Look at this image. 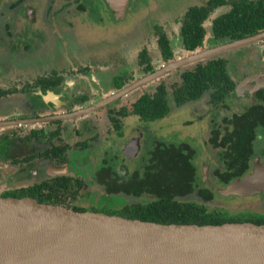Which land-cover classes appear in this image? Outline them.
Returning <instances> with one entry per match:
<instances>
[{
    "label": "rangeland",
    "instance_id": "1",
    "mask_svg": "<svg viewBox=\"0 0 264 264\" xmlns=\"http://www.w3.org/2000/svg\"><path fill=\"white\" fill-rule=\"evenodd\" d=\"M16 1L0 0V82L1 80L10 79L5 81L8 84L7 86L10 87L3 89L8 96L5 102L0 101V113L4 112V106L6 108L11 106L6 116L1 119H16L14 117H21L27 112H29V115H33L31 111L34 112L38 109L39 104L42 102V98L39 97L44 96V92H36L28 98L29 94L25 93L27 90L26 87H22V84L31 80H39L41 77L38 76L44 75L45 72L61 71L72 66V64H81L91 66L97 77L101 75L98 79L103 76L106 79V74L112 77L126 75L130 70V65L135 64V58L143 50L149 59V63L151 60L154 70L165 63L192 54L193 52L182 51L180 47L177 36L178 22L188 8L202 6L208 0H136L138 1L137 8L134 9L132 14L126 16L127 19L124 18L125 21L118 24L114 21L108 23L98 19H105L106 14L103 5L95 0H25L21 4H17L15 8L10 7ZM62 9L63 13L56 14L57 10L61 11ZM222 9L223 12L226 11V8ZM222 11L216 9L212 17L219 15ZM43 16L45 19H43ZM209 23V20L206 21L204 26L207 27ZM159 28L167 37L173 53V59L165 63H162L159 59L156 37L154 36L155 30ZM216 45L219 44H214V42L208 40L207 43L204 42L202 47L194 52L201 51L203 46L204 48H211ZM127 56L128 61H131L129 65L126 62ZM221 56L226 58L225 54ZM241 60V58H237L234 62H231V69L236 68ZM192 65L179 70L189 68ZM143 75L142 73L134 74L136 79ZM178 82V75L174 72L168 74L163 80L168 92H170V87ZM153 85L155 84H149V87L145 86L143 90H137L139 92L135 94L138 96L139 93L141 94L140 91L150 92ZM12 92L16 94L14 93V95ZM131 95L127 98L130 101L133 100ZM167 101L169 108L164 117L139 124L140 129L137 134L143 135V137L137 138L138 144L141 143L145 146V149H150L155 140L174 146H177L180 142L187 143L195 152L193 163L196 168L200 169L201 164L206 163L211 169L210 166L215 161L214 155H212L213 151L208 150V146H206V139L208 138V135H206L207 122L209 123L212 119L218 120L235 112L233 106H231V103H227L226 109L211 108L208 105L207 97L204 96L199 102L191 105L192 109L197 110V112L191 113L188 110L189 105L184 104L176 107L171 103L170 96H168ZM109 108L114 107L111 105ZM27 109L31 111H27ZM197 116L201 121L197 119ZM132 122L133 120L129 118V120H126V125ZM78 127L84 128L83 125ZM10 129L9 131L0 130V147L1 145L7 146L8 140L6 138L9 135L21 133L22 131L23 133L26 132V127H13ZM72 135L68 132L64 136L61 135L60 138L70 144L72 142L71 138H75ZM89 137L90 135H81L77 137V141H86L87 143L84 144L93 147L90 149L87 147V149L80 150L77 153L71 152L73 155L69 157V161L67 158L65 168H61V171H59L62 175H67L66 173L69 171L68 175L72 174L70 176L81 178L83 182L81 190L68 206L83 211L116 210L120 208L121 201L112 197L104 198L101 196L102 188L94 184L95 181L92 177L95 173L94 170L101 166L100 163L97 165L101 158V146L90 143ZM12 143L15 150L13 154L16 156L32 152L37 145L33 142L25 144L14 141ZM255 145L258 148L256 151L258 154L256 153V155L264 158V141L257 140ZM40 147L42 148V146H39V149ZM105 151L107 152L105 159L108 162L105 161L106 165L108 164L111 170L119 173L120 167H118L117 154L110 157L111 149L109 151L105 149ZM145 159L146 155L142 153L136 162L133 161L134 159L123 160L122 162H124L123 166L129 172L138 169L141 173ZM6 165V163L0 164V195H3L9 189L25 187V181L21 182L25 178V173H27V171H24L25 168L18 169L16 166L11 168ZM49 167L51 168L50 165ZM10 168L15 170L13 174H7ZM48 170V172H51L49 168ZM59 173L58 175H60ZM30 178L35 181L38 180L37 175H32ZM125 201L127 200L125 199ZM206 205L210 210H217L230 216L264 217L263 194L247 197L220 196Z\"/></svg>",
    "mask_w": 264,
    "mask_h": 264
},
{
    "label": "trees",
    "instance_id": "2",
    "mask_svg": "<svg viewBox=\"0 0 264 264\" xmlns=\"http://www.w3.org/2000/svg\"><path fill=\"white\" fill-rule=\"evenodd\" d=\"M22 1L17 0L10 7ZM223 5H229L230 8L212 20V39L225 38L233 41L264 30V0H208L202 6L188 8L179 20L177 36L182 51L193 52L202 45V22L213 9ZM154 36L160 61L165 63L172 60V51L165 34L159 28L155 30ZM137 62L144 75L153 71L144 50L139 52ZM174 73L178 75L179 82L170 87V92L165 83H155L150 92L143 91L132 102L129 110L124 107L108 110V121L113 131H119V118L129 115L136 116L142 122L164 117L169 108L168 96L176 106H180L207 94L209 103L216 106L222 105L233 94V82L225 61L218 57L194 63L189 68ZM132 80L134 78L129 75L114 77V90H119ZM6 95L7 92L0 90V98ZM258 126H264V110L261 107L250 108L239 115L223 117L214 125L208 138V143L215 150V163L211 165L207 176L212 188L201 180L200 171L193 163L194 151L185 143L174 146L157 141L147 152L141 173L138 169L129 172L123 166L117 173L103 162L92 176L94 184L102 188L101 196L121 201V206L116 210L106 209L101 212L157 224H264V217L230 216L210 210L206 205L220 197L215 191L216 188H223L231 181L250 173L253 146L257 138L255 130ZM39 135H42L41 131L31 130L28 136L19 141L34 139L39 142ZM47 135L48 139L57 137L59 130ZM64 152V146H52L42 154H31L15 162H31L36 157L56 158L59 162H64ZM82 186L80 180L62 176L5 192L0 197H33L40 203L61 205L82 212V209L70 207L65 202V198H70L72 202Z\"/></svg>",
    "mask_w": 264,
    "mask_h": 264
},
{
    "label": "water",
    "instance_id": "3",
    "mask_svg": "<svg viewBox=\"0 0 264 264\" xmlns=\"http://www.w3.org/2000/svg\"><path fill=\"white\" fill-rule=\"evenodd\" d=\"M111 6L109 0H105ZM127 4L123 0L122 7ZM114 9V6H111ZM119 10V9H118ZM117 10V11H118ZM116 11V10H115ZM120 10L118 15H122ZM264 30L165 63L119 90L70 113L0 120V130L75 120L99 111L171 72L254 44ZM127 157L139 150L128 143ZM201 180L207 181V165ZM264 163L223 188L221 197L264 195ZM208 186H213L207 182ZM0 264H264V224H157L96 211L37 202L33 197H0Z\"/></svg>",
    "mask_w": 264,
    "mask_h": 264
},
{
    "label": "flooded vegetation",
    "instance_id": "4",
    "mask_svg": "<svg viewBox=\"0 0 264 264\" xmlns=\"http://www.w3.org/2000/svg\"><path fill=\"white\" fill-rule=\"evenodd\" d=\"M24 1L25 0H23L22 2H24ZM95 1H98L103 5V10L105 11V14H106L105 19H101V18H98V19H100L101 21L102 20L107 21L108 23H110L111 21H114L116 24L122 23L123 21H125L127 19L126 16L130 15V13L132 14L134 9H136L137 5H138V1H136V0H127V4L124 5V9L122 10L123 13H122V18H121V14L119 15L120 17L118 16L121 8H120V10H118L119 8L115 9L116 11L112 12L110 14L111 9L105 0H95ZM109 2L112 5H116L117 3L123 4V0H109ZM15 6L16 5H14L12 8H15ZM222 8H226V11L223 12ZM229 8H230L229 5H223V6L216 7L215 9H213L208 14L207 18L202 22L201 27L204 29V36H203L202 45L204 44V42L207 43L208 40L211 42H214V44H219V45L226 43V42H229V40H226L225 38H222L220 40L212 39L211 32H210L212 20L215 19L216 17L226 13L229 10ZM216 9H221L222 12L219 15H217V16L215 15L214 17H212L215 14ZM59 13H63V9L61 11L57 10L56 14H59ZM56 14H54V15H56ZM125 17H126V19L124 20ZM28 19H30V17H28ZM43 19H45V17ZM208 20L210 21V23L207 27H205L204 26L205 22ZM44 21L49 22L50 20H44ZM202 45L200 47H202ZM200 47H198V48H200ZM203 48H204V46H203ZM157 49H158V47H157ZM197 49H195V50H197ZM158 53H159V50H158ZM189 53H192V52H189ZM158 56H159V54H158ZM172 56H173V53H172ZM225 56H226V58L223 56H218V58L225 61L227 72L230 75V79L233 82V89H232L233 94L231 96L227 97L224 100L222 105H216V106L209 103V97L207 94H205L197 100L188 101V102L184 103L185 105L190 106V108L188 110L191 111V113L197 112L196 109H192L191 105L199 102L204 96L207 97L208 105L211 108H218L219 107V108L226 109L227 105L229 103H231V106H233V109L235 110V112L231 113L228 116H223V117H229L233 114L239 115V114L243 113L244 111H246L250 108H253V107L254 108H256V107L260 108L261 107L264 110V38L261 39L260 41L256 42V43H254V44L245 46V47L237 49L235 51L228 52L225 54ZM237 58H241L242 60L238 63V66H236V68H233V70H232L230 67V64H231V62H234V60H236ZM135 59H136V62H135V66H136L135 68L136 69L134 68L135 70H128L129 72L124 76L129 75L135 79V76H134L135 73H142L143 74L141 67H139L137 64L138 63L137 58H135ZM159 59H160V57H159ZM150 63L152 65L151 60H150ZM82 72H85V73H82ZM242 72L245 74H243ZM93 73H95V71L91 66H84V65L80 64V65H77L75 67H73V66L67 67L66 69L61 70V71H52L50 73L45 72L44 75L38 76V77H41L39 80H37V81L31 80L30 82L22 84V87L23 86L26 87V90H27L26 92H27V94H29V96H31L32 94H36V92H39V93H40V91L44 92V94L42 93L44 96L39 97V98H42V102L39 104L38 109H36L37 111L34 110V112H36V113L33 114V117H30V118L48 117V116H55V115H59V114L70 113L71 111H73L76 108H82V107H85L91 103L96 102L99 98L103 97L106 94L107 89L112 90V91H116V90H114V82H113L114 77L107 76L108 80L106 83L101 78L98 79V77L93 75ZM120 77L122 78L123 76H120ZM72 78L75 79V81H77V83L80 84L82 86V88H79L80 85L68 86L64 83V82L70 81ZM94 79H95V81H93ZM147 87H149V85ZM153 88H154V85H153ZM139 90H143V88H141ZM50 92H53V94ZM140 92L142 93V91H140ZM33 96H36V95H33ZM56 96H58L57 99H56ZM50 97H52V98H50ZM118 101L108 105L107 107H104V109H109V107L111 105L116 104ZM171 103L174 106H176L173 103L172 99H171ZM58 104H61L59 110L57 108ZM184 104H182V105H184ZM182 105H180V106H182ZM176 107H179V106H176ZM121 108H123V107H121ZM69 109H71V110L67 111ZM112 110H114V109H112ZM223 117H221L218 120L212 119V120H210L209 123L207 122V128L208 129H207L206 135H208V138L210 135V131L214 128V125L219 123ZM197 119H198V116H197ZM4 120H7V119H4ZM198 120L201 121L200 119H198ZM69 121H73V120H69ZM59 123H60V121L59 122L45 123L42 125H36L35 127H38V128H34L33 126H28V127H26V133H27L26 135H15V134L9 135V137L6 138V140H8L7 146L1 145V147H0V162L1 163L0 164L6 163L11 168H13L12 166H16L18 169L25 168L24 171L25 172L27 171V173H25V178L22 179V182L25 181V183H24L25 187H21V188H26V187H29L31 185L38 184V183L43 182V181H49L51 179L62 177V176H67V177H70L72 179H78L81 181V183H83L81 178H76V177L70 176L72 174L68 175L69 171L66 173L67 175H62L61 173H59V171H61V169H55L58 166L60 168H65V163L67 161V158L69 161L70 160L69 157L73 155L71 152L77 153L80 150H85L87 148V144H84L86 141H82V142L77 141L73 144L72 143L69 144L60 138L61 135H57V137H52L51 139L50 138L48 139L47 134L43 135L42 129H43V127H45V125H47V124L52 125V124H59ZM31 130L36 131V132L41 131L42 135L41 136L39 135L40 141L38 142V141H35L34 139H31L29 141L20 142L19 140L28 136V133ZM255 131H256V136H257L256 141L257 140L258 141H261V140L264 141V126L263 127L258 126ZM72 136L75 137L76 139L78 137V135H72ZM118 136H120V135H118ZM208 138L206 139V141H207L206 146H208V150L213 151L212 155H214V161H215V150L212 149L210 144L208 143ZM14 141H17L18 143H25V144H27L28 142H33V143L37 144L36 148L38 150L35 149L32 152L25 153L24 155H21V156L17 155L16 156L15 154H13V152H15V150L13 147L14 144L12 142H14ZM156 142H157L156 140L153 142L152 147L154 146V144ZM255 142H254V146H253L254 147V156L251 160L250 172H251L255 158L258 159L260 164L264 163V158L260 157L259 155H256V153L258 154V152H256L258 150V148L256 147ZM140 144H138L139 148H140ZM185 144L187 146H189L187 143H185ZM39 146H42V148L40 147V149H39ZM52 146H54V147L64 146L65 147V152L63 154L64 158H65L64 162H59L56 158L51 159V158H42V157H36V158L32 159L31 162H24V163L15 162V161H20V160H22V158L28 157V155H31V154H34V155L35 154L36 155L42 154L44 151L50 149V147H52ZM141 147H142V144H141ZM152 147H151V149H152ZM263 150H264V147H263ZM124 151H126V150H124ZM5 153L10 154V156L4 157ZM194 154H195V152H194ZM194 158H195V155H194ZM103 162L105 163V160L102 161V164H103ZM123 164H124V162L121 163V165L119 167H122ZM204 164L207 165L206 163L201 164V167L199 165L200 174H202L201 170H202V166ZM30 165L32 167H29ZM47 165L48 166L49 165L55 166L53 169L57 170V172H55L56 174L53 172H48L49 170L46 168ZM104 165H106V163ZM207 167H208V165H207ZM11 168L7 174H13L15 172V170H12ZM210 168H211V166H210ZM69 170H70V168H69ZM209 170L210 169L208 167L207 168V176H208ZM22 171H23V169H22ZM58 173L60 175H58ZM32 175H34V176L37 175L38 180L35 181L32 178H30V176H32ZM207 182H209L208 177H207L206 183ZM15 190L16 189L13 188V189H9L5 192L7 193V192L15 191ZM65 199H66V201H65L66 203L71 202L70 198H65Z\"/></svg>",
    "mask_w": 264,
    "mask_h": 264
},
{
    "label": "crops",
    "instance_id": "5",
    "mask_svg": "<svg viewBox=\"0 0 264 264\" xmlns=\"http://www.w3.org/2000/svg\"><path fill=\"white\" fill-rule=\"evenodd\" d=\"M111 4V3H110ZM120 4L119 3H117L116 5H112L111 4V6H114V9H117V8H119V10H120V6H119ZM126 5V4H125ZM111 6H109L110 7V14L112 13V12H115V10H113V7H111ZM124 9V6L122 7V9H121V11ZM119 16V15H118ZM120 17V16H119ZM117 18V17H116ZM121 18H122V15H121ZM98 22V21H97ZM126 62H127V64L129 65V64H131V61H128V56H127V58H126ZM72 66L73 67H75V66H77V65H75V64H72ZM85 66V65H84ZM131 67H129L130 68V70H134V68L136 67L135 66V64H133V65H130ZM82 73H85V72H82ZM93 75H95V73H93ZM3 76H4V74H3ZM96 76V75H95ZM101 76V75H100ZM100 76H98V77H100ZM107 76H111V75H105V77H106V79L104 78V76L101 78L102 80H104L105 82H107L106 80H108L107 79ZM97 77V76H96ZM136 79V78H135ZM7 80H10L9 78L8 79H6V80H1V82H0V90H3V89H8L9 87L7 86L8 84L7 83H5V81H7ZM93 81H95V79L93 80ZM16 83V82H15ZM66 85H68V86H78V85H80V84H78L77 83V81H75V79H71L70 81H68V82H64ZM77 83V84H76ZM10 84V83H9ZM11 85H13V86H16L15 84H11ZM79 88H82V86L80 85V87ZM17 90V89H16ZM108 91H112V90H109V89H107V91H106V93L108 92ZM136 92H138V91H134V93H131L132 95L131 96H133V100H131L130 101V99H127V98H129V95H127V97H125V98H122V99H120L116 104H114L113 105V107L114 108H109V109H104V108H102V109H100L99 111H96V112H94V113H91V114H89V115H87V116H84V117H82V118H79V119H75V120H73V121H64V122H60L59 124H47V125H45V127H43V135H46V134H49V133H52L53 131H56V130H59V135H62V136H64L66 133H71V134H73V135H78V136H81V135H90V137H89V139H90V143H92V144H94V145H100L101 147V151H100V159H99V162L97 163V165L100 163V164H102V161L103 160H105L106 161V159H105V157H106V151H105V149H107L108 151L111 149V155H110V157H113L115 154H117V157H118V160H119V162H118V167L121 165V163H123L122 161L123 160H127V161H129V159H134L133 161H137V159H138V157H140V154H142L143 153V155H147V152L148 151H150L151 150V148L150 149H145L144 147L145 146H143L142 145V147L140 146V148H139V150L138 151H136L135 153H134V155L133 156H131V157H127L126 155H124L123 153L124 152H126V151H124L125 150V148H126V146L128 145V143L130 142V140L132 141V140H134V139H137V138H139L140 137V135H138L137 134V131H139V129H140V127H139V124L142 122V121H140L136 116H131V115H129V116H127V117H124L123 119H119L120 121H119V125H120V131H118V132H115V131H113V129H112V127H111V125L109 124V121H108V116H107V110H112V109H114V110H118V108H121V107H124V108H126L127 110H129L130 109V104L132 103V102H134V99H136L139 95H140V93H139V95L137 96L135 93ZM13 94L15 93V92H12ZM25 93H27V92H25ZM50 93H52L53 94V92H50ZM16 94V93H15ZM14 94V95H15ZM135 94V95H134ZM13 95V96H14ZM7 96L8 95H6L5 96V99L4 98H0V101H2V102H5V100H6V98H7ZM130 96V97H131ZM28 98H29V95H28ZM27 98V99H28ZM50 98H52V97H50ZM58 98V96H56V99ZM125 99H127V100H125ZM29 100V99H28ZM27 100V101H28ZM9 105V104H8ZM60 105L61 104H58V106H57V108H58V110H59V108H60ZM9 107V106H8ZM11 108V106L9 107V108H6L5 106L3 107V109H4V114L3 113H0V114H2L1 116H0V119L1 118H3V117H5L6 116V113H7V111H8V109H10ZM16 108V107H15ZM27 111H31L30 109H27ZM37 111V110H36ZM31 112H33V111H31ZM36 112H34V113H31V114H35ZM16 116V115H15ZM30 117H33V115H29V112H27V113H25V115H22L21 117H19V116H17V117H14V118H30ZM94 118V119H93ZM129 118H131L132 120H133V122L132 123H130L129 125H126V120H129ZM1 120H4V119H1ZM68 124V125H67ZM81 125H83V129L80 127H78V126H81ZM125 126H126V128H125ZM40 128V127H39ZM67 128H69L68 130H67ZM100 128V129H99ZM5 130H7V131H9V130H11V129H5ZM27 133L25 132V133H23V131L21 132V133H17V134H15V135H26ZM118 135H120V136H118ZM142 137H143V135H141ZM92 139V140H91ZM62 140H64V139H62ZM71 140H72V144L73 143H75V142H77V140L78 139H76V138H71ZM65 141V140H64ZM137 142H138V139H137ZM141 145V144H140ZM87 147L90 149L91 147H93V146H89L88 144H87ZM143 148L145 149V154H144V150H143ZM87 149V148H86ZM36 150H38L37 148H36ZM8 154V153H7ZM6 153H5V155H4V157L5 156H10V154H8L7 155ZM106 163H108L107 161H106ZM108 165V164H107ZM51 166V168L47 165L46 166V168L48 169H50L51 170V172H53V173H55V172H57V170H54L53 168L55 167V166H53V165H50ZM102 166V165H101ZM100 166V167H101ZM100 167H98L97 168V170L100 168ZM55 169H61L59 166L58 167H56ZM48 171V170H47ZM94 171H96V170H94ZM22 182V181H21Z\"/></svg>",
    "mask_w": 264,
    "mask_h": 264
},
{
    "label": "bare ground",
    "instance_id": "6",
    "mask_svg": "<svg viewBox=\"0 0 264 264\" xmlns=\"http://www.w3.org/2000/svg\"><path fill=\"white\" fill-rule=\"evenodd\" d=\"M263 178H264V175H263Z\"/></svg>",
    "mask_w": 264,
    "mask_h": 264
}]
</instances>
